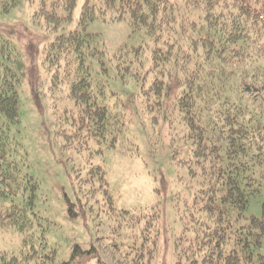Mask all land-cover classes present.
Wrapping results in <instances>:
<instances>
[{
    "label": "trees",
    "instance_id": "trees-1",
    "mask_svg": "<svg viewBox=\"0 0 264 264\" xmlns=\"http://www.w3.org/2000/svg\"><path fill=\"white\" fill-rule=\"evenodd\" d=\"M18 1L0 0V8L7 11ZM26 1L34 7L33 17L52 28L72 19L77 2ZM106 16L126 20L132 32L153 41L155 77L149 89L160 113L155 121L164 131L177 133L179 127L183 134V146L169 158L185 170L191 196L180 215L173 264H264V0H184L183 7L168 0H83L77 27L60 33L49 55L61 68V79L70 81L69 95L80 108L76 131L86 137L124 127L104 104L108 90L98 80L109 77L106 51L99 35L86 30ZM122 58L116 64L121 80L137 79L133 62ZM24 74L11 45L0 39V195L12 201L0 224L27 233L21 253L0 252V264H51L55 249L36 242L32 232L41 220L34 209L39 186L24 172L26 153L12 135ZM108 145L115 146V137ZM77 175L90 210L96 204L114 211L102 166L89 164ZM120 214L127 226L137 227L136 240L126 241L124 264H150L160 237V210ZM93 251L76 246L73 254Z\"/></svg>",
    "mask_w": 264,
    "mask_h": 264
},
{
    "label": "rangeland",
    "instance_id": "rangeland-1",
    "mask_svg": "<svg viewBox=\"0 0 264 264\" xmlns=\"http://www.w3.org/2000/svg\"><path fill=\"white\" fill-rule=\"evenodd\" d=\"M82 1L77 0L72 19L56 28L43 18H34V7L26 0H19L7 11L0 8V39L8 41L24 65L19 124L12 135L26 153L24 172L39 186L34 209L41 220L32 231L35 241L55 249L51 264H124L122 253L128 240H136L137 227L127 226L120 212L128 211L130 217L156 209L161 212L160 237L150 264H173V242L182 231L180 215L191 190L185 170L169 158L174 148L183 146V134L179 127L177 133L175 129L164 131L161 121H155L160 113L149 89L155 77L151 70L154 43L143 33L132 32L126 20L106 16L88 23L87 32L98 34L106 51L109 77L98 78L108 90L104 104L124 127L114 126L101 137H86L85 132L76 131L80 108L69 95L70 81L61 79V68L49 55L50 43L60 33L77 27ZM168 1L184 5V0ZM136 48H142L139 54ZM120 55L132 61L135 71L146 79L128 75L129 79L122 81L116 67ZM112 137L114 147L108 145ZM89 164L103 167L114 211L96 204L90 210L91 200L83 196L77 181V174L83 176ZM11 202L0 195V216ZM26 234L0 224V252L19 255ZM76 246L84 252L93 247V254H73Z\"/></svg>",
    "mask_w": 264,
    "mask_h": 264
}]
</instances>
